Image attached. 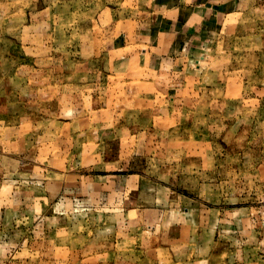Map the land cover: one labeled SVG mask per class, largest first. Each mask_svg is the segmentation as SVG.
I'll return each instance as SVG.
<instances>
[{
  "label": "rangeland",
  "instance_id": "374dc122",
  "mask_svg": "<svg viewBox=\"0 0 264 264\" xmlns=\"http://www.w3.org/2000/svg\"><path fill=\"white\" fill-rule=\"evenodd\" d=\"M151 3L0 0V264H264V0Z\"/></svg>",
  "mask_w": 264,
  "mask_h": 264
},
{
  "label": "crops",
  "instance_id": "0c3cea01",
  "mask_svg": "<svg viewBox=\"0 0 264 264\" xmlns=\"http://www.w3.org/2000/svg\"><path fill=\"white\" fill-rule=\"evenodd\" d=\"M240 1L243 0H152L151 4L159 8L167 19L177 23L185 21L196 27L193 29L206 32L207 27L216 24L224 16L223 6H235ZM155 38L162 40L164 45L163 39L170 37L161 33Z\"/></svg>",
  "mask_w": 264,
  "mask_h": 264
}]
</instances>
